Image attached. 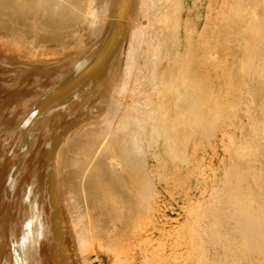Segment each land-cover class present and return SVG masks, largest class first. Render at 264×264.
Returning a JSON list of instances; mask_svg holds the SVG:
<instances>
[{
	"label": "bare ground",
	"instance_id": "1",
	"mask_svg": "<svg viewBox=\"0 0 264 264\" xmlns=\"http://www.w3.org/2000/svg\"><path fill=\"white\" fill-rule=\"evenodd\" d=\"M161 1L0 0V264H73L66 224L84 264L94 247L113 264H207L190 224L155 236L136 133L160 130L123 103L146 75L164 95L143 52ZM219 25L205 23L199 67L168 88L188 118L189 100L210 94L211 50L225 51L206 37Z\"/></svg>",
	"mask_w": 264,
	"mask_h": 264
},
{
	"label": "rangeland",
	"instance_id": "2",
	"mask_svg": "<svg viewBox=\"0 0 264 264\" xmlns=\"http://www.w3.org/2000/svg\"><path fill=\"white\" fill-rule=\"evenodd\" d=\"M160 4L156 14L148 13L155 35L147 37L143 52L152 55L164 95L146 75L136 86L139 92L123 100L131 115L160 130L156 137L141 129L136 133L158 221L154 234L171 242L190 224L198 231L207 264H264V0ZM207 21L221 26L206 35L211 47L219 34L225 51L211 50L210 94L189 100L193 113L188 118L186 107H175L178 101L168 88L181 89L183 74L193 75L199 67L198 44ZM145 111L153 117L142 115ZM69 228L66 224L72 263L84 264ZM91 250L86 255L90 264L114 263L111 251Z\"/></svg>",
	"mask_w": 264,
	"mask_h": 264
}]
</instances>
